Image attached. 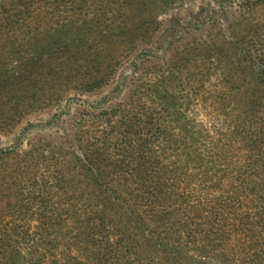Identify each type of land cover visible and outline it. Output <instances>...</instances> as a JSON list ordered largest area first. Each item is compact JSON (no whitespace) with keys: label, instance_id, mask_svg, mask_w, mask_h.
Wrapping results in <instances>:
<instances>
[{"label":"rangeland","instance_id":"1","mask_svg":"<svg viewBox=\"0 0 264 264\" xmlns=\"http://www.w3.org/2000/svg\"><path fill=\"white\" fill-rule=\"evenodd\" d=\"M254 1L0 0V232L13 219L11 226H17L18 233L25 230L34 236L39 232L36 202L44 193L62 204L68 199V191L77 195L81 205L76 211L87 218L91 195L82 192L78 184L77 161L72 152L80 142L87 146L88 140L99 136V131L101 134L108 118L103 114L114 108L121 109L117 117L139 112L159 119L157 153L147 165L155 166L157 160L159 171L182 189L192 195L202 192L211 198L227 194L232 187L242 192L237 175L250 167L246 161H255L256 154L249 159V142L258 134L257 120L249 117L246 92L256 85L253 76L261 68L264 72V67L249 63L250 55L246 53L248 45L263 46V36L255 34L245 39L249 35L248 21L264 24V3L251 15H243L255 5ZM241 17V40L236 49H230L234 41L229 27ZM145 25L149 28L147 38L128 36L131 29L138 34ZM105 32L115 44L101 43ZM34 43L40 48L32 57L29 47ZM215 43L216 48L225 52L206 59L203 50ZM110 47L118 51L114 57L120 65L105 79L102 89L85 92L77 88L82 87L74 78L69 86L55 93L57 83L51 76L62 72L70 53ZM190 48L194 52L187 62L185 50ZM177 55L183 57L180 64L175 62ZM32 59L37 65L31 64ZM30 70L37 73L31 76L35 82L20 83L18 79ZM156 87L159 94L151 91ZM173 113L179 116H172ZM187 132H191L189 138ZM59 166H65L69 176L62 192L54 190L50 180L47 189L32 187L35 182L45 186L47 180L43 177H51ZM224 170L229 178L220 183ZM121 184L125 186L119 187ZM114 185L125 199H133L125 179L117 178ZM205 187L209 188L208 193ZM50 189L53 192H48ZM26 202L33 206L27 209ZM139 203L135 204L137 210L149 214L151 209ZM107 221L118 220L111 215ZM156 226L151 221L148 230ZM125 227L120 226L113 233L122 236ZM54 232L49 241L51 248L58 245V251L67 253V258L79 253L81 261H85L87 249L82 248L81 221L64 223ZM130 232L129 236L136 235L133 230ZM114 236L112 239L116 240ZM183 237L178 229L156 239L162 243L169 238L173 245ZM197 248L201 247L188 249L190 264L206 260V251Z\"/></svg>","mask_w":264,"mask_h":264},{"label":"trees","instance_id":"2","mask_svg":"<svg viewBox=\"0 0 264 264\" xmlns=\"http://www.w3.org/2000/svg\"><path fill=\"white\" fill-rule=\"evenodd\" d=\"M254 2L255 5L247 9L243 15L246 13L251 15L258 5L264 3V0ZM242 18L234 20L229 27L234 41L230 49H236L241 40L238 29L242 25L239 24ZM250 22L246 23L249 35L245 39L255 34L263 36V46L256 48L253 44L246 47V53L250 55L249 63L264 67V24ZM147 27L148 25H145L138 34L131 29V34L128 33V36L136 39L134 36L139 35V40L147 38L149 33ZM89 29L91 31V26ZM108 35L107 32L101 35L104 38L101 43L115 44V40ZM217 44L203 50L206 59L220 56L225 52L216 48ZM38 48L40 47L37 43L29 47L32 57ZM185 51L187 54L184 60L189 62L194 48ZM254 51L258 54L256 55ZM117 54L118 51L111 47L94 52L78 50L70 53L62 72L51 76L57 83L55 93L69 86L74 78L82 87L77 88L85 92L94 93L102 89L105 79L108 80L117 65H120L118 58L114 57ZM178 56L175 60L176 64L182 63L183 60V57ZM218 59L222 60V57ZM31 61V64L37 65L35 59ZM29 62L30 60L28 65ZM35 74L37 73L34 70H30L18 81L35 82L34 78L31 79ZM253 77L256 85L251 91L246 92L247 107L249 117L257 120L258 134L249 142V159H253L252 154H256L257 157L253 162L246 161L245 163L250 167L245 171L241 169L237 175L242 192L238 191L237 187H232L227 194L225 192L222 196L211 198L202 192L192 195L186 189H182L165 172L159 171L160 165L157 160H154L155 166L153 163L151 167L147 165L157 153L155 141L161 136L159 119L156 121L154 116L139 112L134 116L128 112L130 116L123 117L125 114H121L117 117L121 109L114 108L103 114L108 118L101 134L99 131V136L88 140L87 146L80 142L77 150L72 152L77 161L76 169L80 181L78 184L82 187V192L91 195L92 204L89 206L91 211L87 213V218L84 219L80 210L76 211L81 205L77 202L80 200L77 195L68 191V199L62 204L53 202L49 199L48 193H44L36 202L39 210L37 220L39 232L34 233V236L24 230L25 225L21 227L24 231L18 233L19 228L11 226L14 219L3 225V230L0 232L2 264H74V261H78V264H190L192 261L188 249L191 247H201L197 249L207 253V262L204 260L194 264H264V72L262 68ZM58 82H61V85H58ZM151 91L159 94L160 89L156 87ZM171 115L179 116L176 113ZM190 136L191 132H187V137ZM224 173L220 183L229 178L227 170H224ZM45 174L43 173L42 176ZM68 177L65 166H59L51 177H43L47 180L45 186L35 182L32 183V187L36 190L47 189L50 180L52 182L50 186L62 192L68 184L66 181ZM117 178L126 180V186L132 189V194L129 196L133 199L123 197L120 189L114 185ZM124 186L121 184L119 187ZM208 189L205 187L204 191L208 193ZM48 192L53 190L50 189ZM251 194L254 197H249ZM137 202L150 208L149 214L145 215L137 210L135 205ZM31 206L33 204L26 202L27 209ZM66 207L69 209L66 210ZM47 210L50 211L45 214ZM109 211H112L110 214L117 218V222L107 221V217L111 216L107 214ZM51 213L53 215L48 217ZM64 215L70 216V219L62 217ZM70 221H81L83 226L81 242L82 248L87 249L85 261H81L78 251H76L77 255L67 258V253L58 251V245L55 249L50 247L49 241L55 233L54 230L57 231L62 224ZM151 221L159 227L148 230ZM117 225L126 226L122 236L113 233L120 227ZM259 226L263 229H259ZM176 227L179 233L183 234V239L173 245L170 244L169 238H165L162 243L158 242L156 238L166 235L168 231H178L173 229ZM130 229L136 235L129 236ZM114 235L117 236L116 240L112 239L115 238ZM156 256L161 261H157ZM230 257L233 261H229Z\"/></svg>","mask_w":264,"mask_h":264}]
</instances>
